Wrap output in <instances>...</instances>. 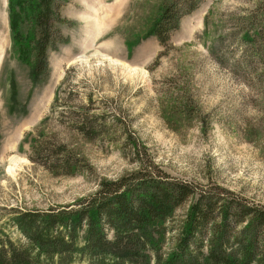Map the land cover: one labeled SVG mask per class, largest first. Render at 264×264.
Here are the masks:
<instances>
[{
	"label": "rangeland",
	"instance_id": "obj_1",
	"mask_svg": "<svg viewBox=\"0 0 264 264\" xmlns=\"http://www.w3.org/2000/svg\"><path fill=\"white\" fill-rule=\"evenodd\" d=\"M102 259L264 264V0H0V263Z\"/></svg>",
	"mask_w": 264,
	"mask_h": 264
},
{
	"label": "trees",
	"instance_id": "obj_2",
	"mask_svg": "<svg viewBox=\"0 0 264 264\" xmlns=\"http://www.w3.org/2000/svg\"><path fill=\"white\" fill-rule=\"evenodd\" d=\"M175 28H177V23L175 25ZM154 33L160 38V40H166L170 33L168 32V28L165 26V24L162 21L157 22L154 25ZM38 37L36 39V51H37V60L38 63L36 65L35 68V79H37V81H40V79L46 77L49 73V69L47 68V63L44 65L42 64L43 62H47L48 61V48H51L52 50L57 49V45L56 42L54 40L53 34H51V32L49 31V28H42L39 30L38 32ZM117 184L116 183H105L101 190H100V194L98 196V200H97V205L96 207L100 208V210L102 211V217L105 218L107 217L111 212H112V208L113 205L115 203V198L117 199V195L116 193H118V190L116 188ZM96 208V209H97ZM100 214V213H99ZM77 225L76 228L77 230H79V228L81 227V221L79 220V216L77 217ZM75 223L74 220H72V223ZM78 233V232H77ZM102 245H99V251L100 253L102 252ZM102 264H117L113 261H106L104 259L101 260ZM1 264V263H0Z\"/></svg>",
	"mask_w": 264,
	"mask_h": 264
}]
</instances>
